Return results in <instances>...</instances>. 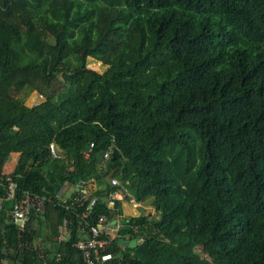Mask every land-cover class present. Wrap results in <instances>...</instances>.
I'll list each match as a JSON object with an SVG mask.
<instances>
[{
    "label": "trees",
    "instance_id": "trees-1",
    "mask_svg": "<svg viewBox=\"0 0 264 264\" xmlns=\"http://www.w3.org/2000/svg\"><path fill=\"white\" fill-rule=\"evenodd\" d=\"M112 177L155 213L107 264H264V0H0V264H84L77 225L122 212Z\"/></svg>",
    "mask_w": 264,
    "mask_h": 264
},
{
    "label": "built area",
    "instance_id": "built-area-1",
    "mask_svg": "<svg viewBox=\"0 0 264 264\" xmlns=\"http://www.w3.org/2000/svg\"><path fill=\"white\" fill-rule=\"evenodd\" d=\"M94 144L91 143L88 148L84 150V155L89 157ZM50 149L53 153V156L56 158L61 157V154L57 150L54 143H51ZM109 152L107 151L104 157H107ZM11 161V160H10ZM14 169H7L6 167V199L13 200L14 205L11 209L12 218L15 221H21V223H25L30 214V197L26 196L24 198H18L17 190L18 183L13 175ZM111 184L116 186V188L110 193L108 197V206L112 209L116 208L117 202L121 201L122 205L127 203L132 207H138L141 202L137 201L132 193L128 190V188L121 183L119 178L112 177ZM90 186H85L84 184L76 185V189H80L82 191V195H78L74 197L73 202L82 201L86 198L88 193V188ZM129 197V199H127ZM61 203L69 207L68 198H61ZM96 202L94 198L91 201V205L87 207V211L91 208V206ZM44 201L39 199V204H43ZM2 210V203L0 202V211ZM154 212V210H153ZM155 213V212H154ZM83 218H87V212L84 211L82 213ZM125 219V215L121 212L119 213L117 218H112L108 215H102L98 217L96 223L91 224L88 221L80 223L77 225V234L78 238L73 243V245L82 252L84 264H107L111 261L115 254L109 250V247L113 243L114 238L117 236L119 232L120 226L122 225L123 220ZM115 221V222H114ZM70 236V219L65 218L61 225V233L59 235L60 240H65ZM121 245V244H120Z\"/></svg>",
    "mask_w": 264,
    "mask_h": 264
},
{
    "label": "rangeland",
    "instance_id": "rangeland-1",
    "mask_svg": "<svg viewBox=\"0 0 264 264\" xmlns=\"http://www.w3.org/2000/svg\"><path fill=\"white\" fill-rule=\"evenodd\" d=\"M99 61L93 59V58H88V66L99 70V71H103L105 69L106 66H104L103 64H95ZM96 67V68H95ZM43 100V98L40 96V94H38V92H33L32 94L29 95V97L26 99V103L29 104L30 106L35 105L38 102H41ZM10 161V160H9ZM161 164L163 165V161L161 160ZM70 192V190H69ZM123 211L122 213L125 215V217H128L130 215H139L142 211V209H146L147 213H154L155 209L152 208L150 205L145 204L143 202L140 203V205L138 207H132L131 205L125 204L123 205ZM154 210V212H153ZM126 212V213H125Z\"/></svg>",
    "mask_w": 264,
    "mask_h": 264
},
{
    "label": "crops",
    "instance_id": "crops-1",
    "mask_svg": "<svg viewBox=\"0 0 264 264\" xmlns=\"http://www.w3.org/2000/svg\"><path fill=\"white\" fill-rule=\"evenodd\" d=\"M21 152H19V151H17V152H14V153H12V155H11V157H10V160L11 161H8L7 162V164H6V167H7V169H15V167H16V164L18 163V161H19V159H20V157H21ZM125 204H127V203H125ZM125 204H123V205H125ZM122 205V211H123V206ZM129 205V204H128ZM126 213V212H125Z\"/></svg>",
    "mask_w": 264,
    "mask_h": 264
},
{
    "label": "water",
    "instance_id": "water-1",
    "mask_svg": "<svg viewBox=\"0 0 264 264\" xmlns=\"http://www.w3.org/2000/svg\"><path fill=\"white\" fill-rule=\"evenodd\" d=\"M99 62L102 64L101 61H99ZM123 222H124V220H123ZM19 223H21V221H19ZM119 243H121L125 246H129V247H136L137 246V240L136 239L128 240V239L121 238V239H119Z\"/></svg>",
    "mask_w": 264,
    "mask_h": 264
}]
</instances>
